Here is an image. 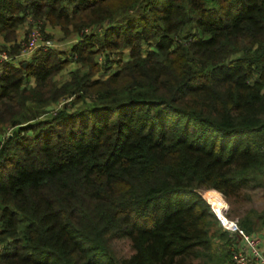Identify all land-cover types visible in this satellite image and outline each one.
Listing matches in <instances>:
<instances>
[{"label": "trees", "instance_id": "obj_1", "mask_svg": "<svg viewBox=\"0 0 264 264\" xmlns=\"http://www.w3.org/2000/svg\"><path fill=\"white\" fill-rule=\"evenodd\" d=\"M27 15L78 40L0 62V264L216 263L200 191L264 188V0H0L11 53Z\"/></svg>", "mask_w": 264, "mask_h": 264}, {"label": "built area", "instance_id": "obj_2", "mask_svg": "<svg viewBox=\"0 0 264 264\" xmlns=\"http://www.w3.org/2000/svg\"><path fill=\"white\" fill-rule=\"evenodd\" d=\"M40 27V26H36ZM41 28V27H40ZM34 30V26L30 32L23 36L22 44L19 50L12 54L6 48L0 47V62H12L15 64H21L27 61L31 55L37 50H49L54 47L61 49V45L56 43L55 39L51 35H46L42 30ZM34 30V31H33ZM88 30L87 28L85 31ZM20 35L19 38H21ZM72 43L78 40V35L73 37ZM56 49V48H54ZM56 49V50H57ZM99 61L102 60V55H98ZM212 210L216 213L218 218V225L222 230L228 232L229 236L236 234L240 238L244 245H237L231 248V260L232 264H264V257L258 250L259 239L253 234L251 230H247L240 225V218L238 216H229L226 214V207L223 205H216L214 201L210 202ZM2 244L0 242V249Z\"/></svg>", "mask_w": 264, "mask_h": 264}, {"label": "rangeland", "instance_id": "obj_3", "mask_svg": "<svg viewBox=\"0 0 264 264\" xmlns=\"http://www.w3.org/2000/svg\"><path fill=\"white\" fill-rule=\"evenodd\" d=\"M33 26L35 28L34 30L39 29L41 27L40 30H42L46 35H51L55 39L56 43H58V45H61V49H62L61 51L68 50L72 44L77 42V41H75L74 43H72V41L74 39L73 37L76 36V34L70 33L69 35L65 36L60 28L50 26V25L46 24L42 18H35L32 15H27V17L24 19L23 23L17 28V39L18 40H16V42L19 43L22 40L23 36L27 35L30 32V30ZM36 26H40V27L38 28ZM19 35H22V37L18 38ZM12 43H14V42H12ZM21 44H22V41H21ZM21 44L19 45V48H20ZM0 47L5 48L1 45H0ZM146 47L147 46L145 44L143 49H145ZM54 48L57 49V47H54ZM54 48H52V49H54ZM6 50H8L10 52L9 49L6 48ZM57 50H60V49H57ZM12 54H14V53L12 52ZM127 55H128V48L127 47H121V48L117 49L116 51H114V54L112 56L114 58V60L111 61L110 68H116V65H117L116 59H118V58L120 59L123 56L125 58ZM72 65L76 66V64H72ZM69 66H70V64L68 65V69H70ZM65 74H66L65 71H63L61 74L57 75V78L63 79ZM100 74H103V76H104V75H107L108 73H104L103 70H99L98 75H100ZM9 130H11V129H9ZM246 192L249 194V197L247 199L243 200V202H240V203L228 202L229 205H228V207L226 206V214L227 215L238 216L240 218V215L243 214L248 208H250V207L253 208V206H255L256 208H261L264 206V188L263 187H254V188L250 187L247 189ZM200 193L205 199L208 198L207 197L208 195H206L207 189H202L200 191ZM209 199L210 198L206 199V201L210 204ZM211 200L214 201L216 203V205L221 204V201H220L221 199L219 198V196H218V199L215 198V199H211ZM112 243L120 254L128 255L131 252L128 239H125V238L113 239Z\"/></svg>", "mask_w": 264, "mask_h": 264}, {"label": "crops", "instance_id": "obj_4", "mask_svg": "<svg viewBox=\"0 0 264 264\" xmlns=\"http://www.w3.org/2000/svg\"><path fill=\"white\" fill-rule=\"evenodd\" d=\"M19 38V37H18ZM4 43H6L3 40V37L0 35V45L2 46ZM6 44H12V42H7ZM206 195H208L207 197L210 198L209 201L211 202V199H221V204L220 205H224L225 207H228V201L223 197V195L221 194V192L214 190V189H207V193ZM206 198V199H208ZM219 205V206H220ZM253 208L257 209V210H262L264 209V206L261 208H256L255 206H253ZM229 211V210H228ZM240 219H243V214L240 215ZM247 230H251L253 232V234H255L258 239H259V244H258V250L260 252V254L264 257V214L263 217L258 219L252 227L250 228H245ZM230 239L229 241L223 245L221 252H220V256L219 259L216 263H212V264H232V260H231V248L233 246H237V245H244V242L237 237L236 234H233V236H229Z\"/></svg>", "mask_w": 264, "mask_h": 264}, {"label": "water", "instance_id": "obj_5", "mask_svg": "<svg viewBox=\"0 0 264 264\" xmlns=\"http://www.w3.org/2000/svg\"><path fill=\"white\" fill-rule=\"evenodd\" d=\"M23 64H25V62H22Z\"/></svg>", "mask_w": 264, "mask_h": 264}, {"label": "bare ground", "instance_id": "obj_6", "mask_svg": "<svg viewBox=\"0 0 264 264\" xmlns=\"http://www.w3.org/2000/svg\"><path fill=\"white\" fill-rule=\"evenodd\" d=\"M221 201V200H220Z\"/></svg>", "mask_w": 264, "mask_h": 264}]
</instances>
